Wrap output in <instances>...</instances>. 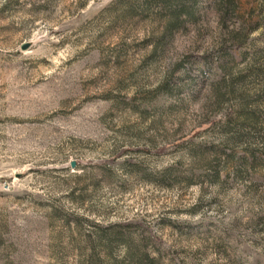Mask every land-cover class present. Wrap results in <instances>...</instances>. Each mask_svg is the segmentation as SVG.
Wrapping results in <instances>:
<instances>
[{
    "label": "rangeland",
    "instance_id": "obj_1",
    "mask_svg": "<svg viewBox=\"0 0 264 264\" xmlns=\"http://www.w3.org/2000/svg\"><path fill=\"white\" fill-rule=\"evenodd\" d=\"M0 264H264V0H0Z\"/></svg>",
    "mask_w": 264,
    "mask_h": 264
}]
</instances>
